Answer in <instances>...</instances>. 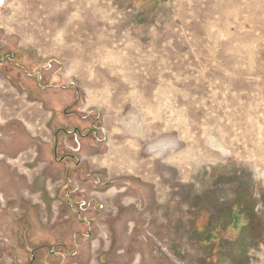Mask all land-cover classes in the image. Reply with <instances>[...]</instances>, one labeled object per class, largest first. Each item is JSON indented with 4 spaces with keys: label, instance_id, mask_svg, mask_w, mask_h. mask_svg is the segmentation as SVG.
<instances>
[{
    "label": "rangeland",
    "instance_id": "1",
    "mask_svg": "<svg viewBox=\"0 0 264 264\" xmlns=\"http://www.w3.org/2000/svg\"><path fill=\"white\" fill-rule=\"evenodd\" d=\"M0 264H264V0H4Z\"/></svg>",
    "mask_w": 264,
    "mask_h": 264
},
{
    "label": "bare ground",
    "instance_id": "2",
    "mask_svg": "<svg viewBox=\"0 0 264 264\" xmlns=\"http://www.w3.org/2000/svg\"><path fill=\"white\" fill-rule=\"evenodd\" d=\"M4 0H0V7H2Z\"/></svg>",
    "mask_w": 264,
    "mask_h": 264
}]
</instances>
